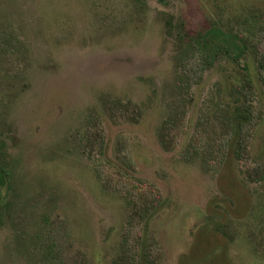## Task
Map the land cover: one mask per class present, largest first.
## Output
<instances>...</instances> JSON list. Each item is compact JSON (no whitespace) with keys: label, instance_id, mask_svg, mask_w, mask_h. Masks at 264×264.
<instances>
[{"label":"rangeland","instance_id":"1","mask_svg":"<svg viewBox=\"0 0 264 264\" xmlns=\"http://www.w3.org/2000/svg\"><path fill=\"white\" fill-rule=\"evenodd\" d=\"M212 27L234 36L243 54L232 48L191 87L176 140L165 148L159 128L178 99L177 36ZM256 51L264 52V0H0V141L8 169L0 264H109L133 186L157 195L146 223L156 264H264V189L248 179L264 164ZM245 65L258 116L249 157L187 158L190 141L199 150L206 143L203 118ZM115 100L132 102L138 118L116 108L111 116ZM90 118L104 135L103 156L85 149ZM96 169L113 178L111 186Z\"/></svg>","mask_w":264,"mask_h":264},{"label":"trees","instance_id":"2","mask_svg":"<svg viewBox=\"0 0 264 264\" xmlns=\"http://www.w3.org/2000/svg\"><path fill=\"white\" fill-rule=\"evenodd\" d=\"M168 22H170L168 20ZM178 28L183 29V24ZM219 29L212 27L203 33H189L184 31L178 34L177 54H176V86L175 93L178 95L177 103L169 107V115L159 128L160 143L167 148L176 140L173 130L178 121L184 117L187 106L192 102L191 87L198 85L206 70L224 55H229L233 48L237 57L243 54L241 45L235 42L234 36H230ZM235 56V59L237 58ZM256 64L258 71H264V52L256 51ZM242 76L237 83L231 84L224 101L220 100L214 104L212 117H204L202 131L211 133L206 143L200 150L191 141L188 143L185 156L189 159L202 156L205 162L216 161L218 164L225 161L228 154L234 159L249 157L248 140L251 131L257 124L258 116L252 104L254 86L247 65L243 67ZM122 111L123 115H128L131 120L138 118V113L132 102H121L115 100L107 107L110 115L113 110ZM84 132L85 149L91 152L97 147V154L101 156L105 153V142L102 131L97 126L95 120H87ZM118 160L128 169L133 167L125 164V157ZM96 176L103 186H111L113 178L103 177L101 170L96 169ZM8 177V169L5 161V147L0 141V200L1 188L5 185ZM249 180L259 184L264 189V164H258L248 176ZM115 183L126 186L122 178H117ZM118 185V186H119ZM135 187L127 188V212L125 222L120 232L119 240L109 264H156L157 244L154 239L149 238L146 232V223L158 205L157 195L152 191L138 194L134 192ZM1 205V203H0ZM1 222V206H0Z\"/></svg>","mask_w":264,"mask_h":264}]
</instances>
